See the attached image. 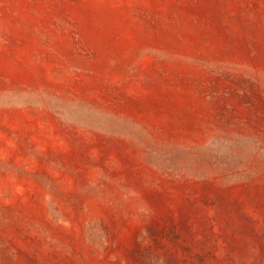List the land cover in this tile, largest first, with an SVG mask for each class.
I'll list each match as a JSON object with an SVG mask.
<instances>
[{"label":"rangeland","instance_id":"374dc122","mask_svg":"<svg viewBox=\"0 0 264 264\" xmlns=\"http://www.w3.org/2000/svg\"><path fill=\"white\" fill-rule=\"evenodd\" d=\"M0 264H264V0H0Z\"/></svg>","mask_w":264,"mask_h":264}]
</instances>
